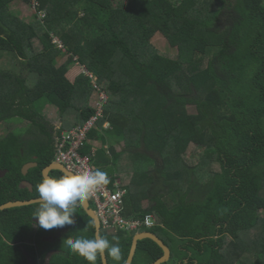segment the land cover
Listing matches in <instances>:
<instances>
[{
  "label": "trees",
  "instance_id": "16d2710c",
  "mask_svg": "<svg viewBox=\"0 0 264 264\" xmlns=\"http://www.w3.org/2000/svg\"><path fill=\"white\" fill-rule=\"evenodd\" d=\"M14 1L34 7L33 23L10 12ZM156 34L177 54L159 52ZM0 53L21 68H0V124H28L0 137V206L39 198L36 186L55 156L48 108L57 109L58 132L94 114L90 80L67 78L75 58L107 95L80 153L109 170L110 188L120 180L125 217L153 215L157 224L132 233L101 229L121 248V261L105 253L107 263L125 264L135 234L150 232L170 250L164 264H264V0H0ZM190 106L196 114H187ZM31 162L37 166L24 176ZM38 207L0 212V264H44L50 251H57L50 264H88L63 245L68 235L95 238L80 203L75 225L58 235L33 227ZM162 255L144 239L132 264Z\"/></svg>",
  "mask_w": 264,
  "mask_h": 264
},
{
  "label": "built area",
  "instance_id": "2783aa9c",
  "mask_svg": "<svg viewBox=\"0 0 264 264\" xmlns=\"http://www.w3.org/2000/svg\"><path fill=\"white\" fill-rule=\"evenodd\" d=\"M34 8V7H33ZM45 13L41 12L39 18L43 19ZM53 44L64 52V46L57 37H52ZM74 64L81 67V74L86 76L97 95L94 102L90 103V107L94 110V114L82 125L75 126L69 130L54 132L53 139L55 141V161L54 163L62 165L67 171L79 174L84 170L94 171L92 167V157L82 155L81 148L88 141V134L95 128L97 122L104 116V106L107 104V95L98 83L97 77L81 66L77 59L74 58ZM105 129L110 126L108 123L103 125ZM126 190L122 187L120 180H116L110 188L108 185L97 188L89 203L95 206V214L100 222L101 229L107 231L119 232H138L140 229H151L156 226L155 217L146 215L142 219H132L125 217L124 214V197Z\"/></svg>",
  "mask_w": 264,
  "mask_h": 264
},
{
  "label": "clouds",
  "instance_id": "9594fccd",
  "mask_svg": "<svg viewBox=\"0 0 264 264\" xmlns=\"http://www.w3.org/2000/svg\"><path fill=\"white\" fill-rule=\"evenodd\" d=\"M109 183L107 172L99 168L95 171L84 170L79 174L63 175L59 178L50 176L43 178L36 186L40 199L39 207L33 212L32 218L36 221L33 227L50 230L75 225L77 204L88 200L97 188ZM63 245L72 253L82 257L88 264H97L98 257H103L105 253L116 262L121 261L122 258L119 244L111 243L106 237L90 239L68 235L63 240Z\"/></svg>",
  "mask_w": 264,
  "mask_h": 264
},
{
  "label": "rangeland",
  "instance_id": "374dc122",
  "mask_svg": "<svg viewBox=\"0 0 264 264\" xmlns=\"http://www.w3.org/2000/svg\"><path fill=\"white\" fill-rule=\"evenodd\" d=\"M10 12L17 15L19 18H21L22 20H24L26 23H33L34 22V9L32 7V5H26L23 2L20 1H14L11 6H10ZM44 13V12H43ZM152 45L161 53L163 54H169V55H176L177 54V49L175 48H171L169 46V44L167 43V41L165 40V38L160 35V34H156L152 40H151ZM37 46V44H36ZM0 68L1 69H8V70H12L16 73H20V61H18V59H16L12 54L9 53H0ZM67 59V57H65L63 59V61H65ZM75 64L73 63L71 66H74ZM70 66V68H71ZM3 67V68H2ZM69 68V69H70ZM26 74V72H25ZM99 85V84H98ZM99 87L103 90V88L99 85ZM97 95L95 94V92H93L90 96L89 102L92 103L96 100ZM46 115H47V121L49 123V125L51 127H53V132H55L60 126L59 124L60 122V118L58 116L57 113V109L56 108H48L46 110ZM187 114L189 115H194L196 114L195 108L190 106L187 108ZM7 124H0V137H4L6 136L9 132H11L12 130H14L15 128H22V127H26L28 124L25 123L24 121L20 120V119H13L10 121L6 122ZM93 144L95 146H100V142L94 141ZM116 149L118 151H120L121 147L120 146H116ZM127 163L126 164H121V170L125 169L127 167ZM93 170L95 171V166L92 164ZM107 172H109V170L107 169ZM130 175L132 174H124L121 175L120 179L122 180L123 184L126 185L129 182L130 179ZM145 204H148L147 202ZM145 206V205H144ZM147 206V205H146ZM64 228H57V230L55 229V235H58L59 233L64 232ZM149 230V229H146ZM49 231V230H47ZM50 231H52V229H50ZM168 264H172V263H168Z\"/></svg>",
  "mask_w": 264,
  "mask_h": 264
},
{
  "label": "water",
  "instance_id": "95a60500",
  "mask_svg": "<svg viewBox=\"0 0 264 264\" xmlns=\"http://www.w3.org/2000/svg\"><path fill=\"white\" fill-rule=\"evenodd\" d=\"M37 166V163L35 162H31V163H27L23 166L22 168V174L25 176L27 175V173L29 172L30 169L35 168ZM52 171H60L62 172L64 175H73L72 173H70L69 171H67L62 165L56 164V163H52L51 165H49L48 167L44 168L42 171V176L43 178L45 177H49L50 176V172ZM6 174V170L5 171H0V178L4 177ZM20 188L21 189H28L30 192L33 191V185L27 181H22L20 184ZM39 199L40 198H35V199H31L28 201H16V202H8L5 203L3 205L0 206V212L7 210V209H12V208H18V207H24V206H29V205H33V204H38L39 203ZM80 206L82 207V209L86 212V214L88 215V217H90L92 219V221L94 222L95 225V238H99L100 236V231H101V225L100 222L95 214V212L90 208V203L88 200L86 201H81L80 202ZM36 222V221H35ZM144 239H150L151 241H153L154 243H156L163 251V255L156 260L155 262L151 263V264H164L166 262H168V260L170 259V250L169 248L159 239L157 238L155 235H153L150 232H140L135 234V236L133 237L132 240V244H131V249H130V253L128 255L127 261L125 264H132L136 249H137V245L138 242ZM57 251H50L49 253H47L46 257H45V264H50L51 258L54 254H56ZM101 262L102 264H108L107 263V258H106V254H104L103 257H101Z\"/></svg>",
  "mask_w": 264,
  "mask_h": 264
},
{
  "label": "crops",
  "instance_id": "0c3cea01",
  "mask_svg": "<svg viewBox=\"0 0 264 264\" xmlns=\"http://www.w3.org/2000/svg\"><path fill=\"white\" fill-rule=\"evenodd\" d=\"M81 75V67H79V66H77L76 64L74 65V66H71V68L69 69V72H68V74H67V78L70 80V81H75V79L77 78V77H79ZM89 106H90V102H89ZM59 128L55 131V132H58L59 131V129H61L62 128V123H60L59 124ZM71 128H73V127H64V129H62V131L63 130H69V129H71ZM94 145V144H93ZM94 147H99V146H95L94 145ZM146 202H144V205L146 206L147 204H145Z\"/></svg>",
  "mask_w": 264,
  "mask_h": 264
},
{
  "label": "flooded vegetation",
  "instance_id": "af4514ba",
  "mask_svg": "<svg viewBox=\"0 0 264 264\" xmlns=\"http://www.w3.org/2000/svg\"><path fill=\"white\" fill-rule=\"evenodd\" d=\"M53 132V131H52ZM54 148H55V141H54ZM54 161H55V156H54ZM54 163V162H53ZM155 225H157V224H155ZM50 237V236H49ZM48 236H46V238H44V239H47V240H51V238H49ZM185 262H187V261H185ZM44 263H45V260H44ZM193 264H200V263H198L197 261H194V263Z\"/></svg>",
  "mask_w": 264,
  "mask_h": 264
}]
</instances>
